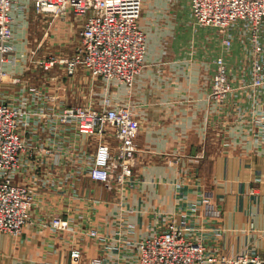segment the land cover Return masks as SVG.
<instances>
[{"label": "crops", "instance_id": "obj_1", "mask_svg": "<svg viewBox=\"0 0 264 264\" xmlns=\"http://www.w3.org/2000/svg\"><path fill=\"white\" fill-rule=\"evenodd\" d=\"M186 16L189 8L181 0H145L144 68L132 87L101 78V92L89 70L68 74L66 63L50 62L52 56L72 57L82 17L54 19L36 54L15 26V57L5 69L20 82L2 84L0 94L34 111L33 118H39L40 104L48 109L23 127L29 149L16 182L31 188L35 205L20 234L0 233V264H137L139 241L171 221L217 258L209 264H228L221 257L244 252L264 255V142L209 98L221 38L196 25L191 29ZM243 58L236 46L230 54L236 77ZM31 86L41 89V98ZM104 98L134 107L140 122L125 184L93 180L86 170L100 140L55 123L62 107L102 104ZM108 137L115 142L112 133ZM38 148L51 152L42 155ZM206 192L212 193L215 215L202 201ZM56 215L72 228L53 229ZM75 249L82 251L79 263L71 257Z\"/></svg>", "mask_w": 264, "mask_h": 264}, {"label": "built area", "instance_id": "obj_2", "mask_svg": "<svg viewBox=\"0 0 264 264\" xmlns=\"http://www.w3.org/2000/svg\"><path fill=\"white\" fill-rule=\"evenodd\" d=\"M38 12L61 18H84L79 35L81 42L70 59L51 57L50 62L66 63L73 74L80 66L93 76L105 80L117 79L129 87L145 65L148 37L140 25L145 0H24ZM187 4L195 25L221 38L222 53L214 59V71L209 98L226 105L230 117L244 121L255 138L264 142V0H181ZM22 0H0V86L16 79L6 71L5 63L15 57V17L13 9ZM239 47L241 77L233 73L230 54ZM108 100L105 99L107 104ZM90 108L74 105L62 107L56 113L57 123L74 127L80 134L109 138L100 141L89 167V175L105 184L115 181L125 184L133 173L137 148L135 139L140 122L130 106ZM231 107V108H230ZM21 106L0 101V233L18 235L30 220L33 195L27 186L12 180L20 169L21 152L28 146L19 125L21 115L28 114ZM23 113V114H22ZM29 115V114H28ZM258 139V140H259ZM46 153L51 151L47 149ZM210 215L217 213L212 193L202 197ZM53 229H71L69 219L56 215L50 221ZM187 228L175 221L165 229L144 237L138 243L137 264H209L217 260L207 253L206 246L186 235ZM97 231L92 230V235ZM75 263L82 258L81 250H73ZM228 264H264V255L241 253L221 257ZM90 264H101L94 259Z\"/></svg>", "mask_w": 264, "mask_h": 264}, {"label": "rangeland", "instance_id": "obj_3", "mask_svg": "<svg viewBox=\"0 0 264 264\" xmlns=\"http://www.w3.org/2000/svg\"><path fill=\"white\" fill-rule=\"evenodd\" d=\"M23 2H21V4H20V8H16V9H13V12H12V14L14 15V17H15V26H16V30L17 31H23V33H24V36L23 37H25V39H24V46H27V48L28 49H31L32 50V52H35L34 54H36V51L37 50H39V49H41V47H43V43H45L44 41L46 40V38H47V32H49V30H52L53 28H52V21L54 20V19H57V20H59V19H61V17L60 16H58V15H54V14H51V13H47V12H38L37 10H36V8H35V6L32 4V2H30V1H24V0H22ZM144 9V8H143ZM186 11H187V9H185ZM188 12V11H187ZM186 12V14H188ZM24 18V19H23ZM64 18H67V19H69V20H73V21H75L76 19H77V17H75V16H67V17H64ZM84 19V18H83ZM186 21L187 20H189V25H190V28L191 29H193V30H195L196 29V26H195V21H194V19L191 17V16H186ZM23 21H26V24L23 22ZM84 22V21H83ZM21 26L23 27V28H21ZM195 26V27H194ZM17 33V32H16ZM51 34V33H50ZM18 35V34H17ZM18 38V37H17ZM15 39V38H14ZM223 48V47H222ZM29 51V50H28ZM233 52H234V50H232V52H231V54L233 55ZM75 53V51L71 54V56H73V54ZM6 65V64H5ZM79 68H84V67H82V66H80ZM86 69V68H85ZM86 70H88V69H86ZM6 71H7V69H6ZM75 71H77V69L75 70ZM9 72V71H8ZM67 73H68V71H67ZM91 73V72H90ZM69 74V73H68ZM92 74V73H91ZM13 75V74H12ZM14 76V75H13ZM96 77V76H95ZM137 77V76H136ZM16 78V77H15ZM97 79H98V81H99V92H101L102 90H101V77H97ZM20 82V78H16L15 80H14V82L12 83L11 82V84H9V83H7V87L8 88H12L13 86H15V85H17V83H19ZM2 84H4L3 82H2ZM30 89H31V91L33 92V90H35V93L38 95V97H40L41 98V96L43 95V92L41 91V89H38L36 86H31L30 87ZM23 91H25V90H23ZM100 94V93H99ZM21 95L22 96H24L25 95V93H21ZM102 95H103V93H102ZM100 96V95H99ZM5 98H4V96L2 95V94H0V101H3V102H5V103H9V104H11V105H16V106H18V107H20L21 106V104L18 102H15V101H9V99H7V100H4ZM108 100V102H109V104L111 105V106H113V104H112V102H111V100L110 99H107ZM108 102H107V104H108ZM31 104V103H30ZM106 103H105V98L103 99V103L102 104H100V103H95V105L94 104H80V103H77V105H83V106H87V107H90V108H99V107H103V106H108ZM100 105V106H99ZM74 106V105H73ZM76 106V105H75ZM123 106H126V105H123ZM25 106H21V109L24 111V112H26V108H24ZM40 107H44V108H40L39 110H38V114L37 115H35V116H38L39 118H33L32 116L35 114L34 113V111H30L29 110V112H28V114H24V115H21V117L19 118V125H20V129H21V131H22V133L24 134V136H25V132H24V130H23V127L24 126H26V125H30L32 122H33V119H36L37 121H39V119H41L40 118V116H41V114L42 113H46V111L45 110H47L48 108L47 107H45V106H42L41 104H40ZM129 108H131L132 110H134L135 108L134 107H132V106H130ZM134 113H135V110H134ZM23 114V113H22ZM46 115V114H45ZM136 115V114H135ZM37 121H34V123H37ZM56 124H57V122H55ZM140 132V131H139ZM113 135H114V133H112ZM139 135V134H138ZM137 135V136H138ZM137 138V137H136ZM107 139V138H106ZM106 139H104V138H98V140H102V141H104V140H106ZM114 139H115V136H114ZM135 141H136V139H135ZM25 142H27V144H28V141H27V137H25ZM101 142H99L98 143V145H97V147H96V150H97V148H98V146H99V144H100ZM111 143H114V142H112L111 141ZM72 145H74V144H72ZM135 146H136V142H135ZM31 148V147H30ZM136 148H137V146H136ZM27 149H29V146H27V148L25 149V150H27ZM25 150H23L22 152H21V158H22V163H21V167H20V169L19 170H21L22 168H23V163H24V161H23V156H24V151ZM42 155L44 154V153H46L45 151L47 150L46 148H44V149H40V148H38L37 149ZM69 150V149H68ZM137 153V152H136ZM136 153H135V156H136ZM135 156H134V158H135ZM134 160V159H133ZM38 163H40L39 161H37ZM37 168H40V166H38ZM19 170H18V172H19ZM86 172H88L89 173V169L87 168V170H86ZM17 173V172H16ZM78 175H80V172H79V174ZM12 180L14 181V182H16V175H14L13 176V178H12ZM17 184H20V183H18V182H16ZM20 185H23V184H20ZM24 186H27V185H24ZM28 187V186H27ZM29 189H30V191H31V188L30 187H28ZM31 193H32V191H31ZM32 195H33V193H32ZM33 206H32V211H33V208H34V205H35V198H33ZM32 211H31V216H30V220L25 224V225H27L28 223H30L31 222V220H32ZM58 230H66V229H58ZM164 230V229H163ZM162 231V230H161ZM160 232V231H159ZM207 248V247H206ZM75 250H77V249H75ZM78 250H80V249H78ZM82 252V251H81Z\"/></svg>", "mask_w": 264, "mask_h": 264}]
</instances>
